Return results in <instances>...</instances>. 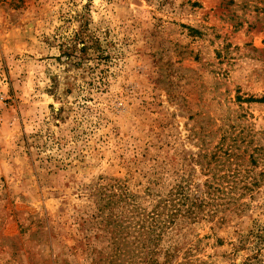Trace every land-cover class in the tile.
I'll list each match as a JSON object with an SVG mask.
<instances>
[{"label": "rangeland", "instance_id": "374dc122", "mask_svg": "<svg viewBox=\"0 0 264 264\" xmlns=\"http://www.w3.org/2000/svg\"><path fill=\"white\" fill-rule=\"evenodd\" d=\"M0 264H264V0H0Z\"/></svg>", "mask_w": 264, "mask_h": 264}, {"label": "trees", "instance_id": "16d2710c", "mask_svg": "<svg viewBox=\"0 0 264 264\" xmlns=\"http://www.w3.org/2000/svg\"><path fill=\"white\" fill-rule=\"evenodd\" d=\"M179 194H183V192H176V195ZM169 201L165 200L164 201H160L152 210L151 214H152V220L154 221V229H153V234L154 236V245L156 246V249H159L157 246L156 241L158 240V238L161 236V233L164 231L165 229H168L170 227H166V222L168 221L169 223H172L170 220H165L168 218L173 217L174 215L177 214V212H180V208L179 207H175V208H171ZM177 204H181L180 206L185 207L187 204H184V202H180L177 201ZM208 204L207 202H205V200L201 199L200 202H195L192 201L190 202L189 206L186 208V212H188L191 216H194L197 212V209H205V207H207ZM167 210V212L165 211ZM155 263H158L157 260H155Z\"/></svg>", "mask_w": 264, "mask_h": 264}]
</instances>
